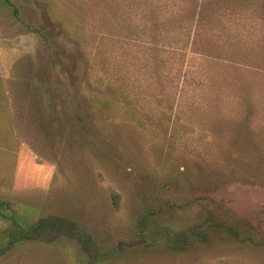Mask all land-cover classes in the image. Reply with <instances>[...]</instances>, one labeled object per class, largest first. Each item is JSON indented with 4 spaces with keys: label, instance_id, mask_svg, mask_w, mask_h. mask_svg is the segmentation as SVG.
Returning a JSON list of instances; mask_svg holds the SVG:
<instances>
[{
    "label": "rangeland",
    "instance_id": "obj_1",
    "mask_svg": "<svg viewBox=\"0 0 264 264\" xmlns=\"http://www.w3.org/2000/svg\"><path fill=\"white\" fill-rule=\"evenodd\" d=\"M220 1L0 0L24 51L0 85V197L24 227L71 224L0 264H264V0ZM144 212L212 233L167 254L138 244Z\"/></svg>",
    "mask_w": 264,
    "mask_h": 264
},
{
    "label": "trees",
    "instance_id": "obj_2",
    "mask_svg": "<svg viewBox=\"0 0 264 264\" xmlns=\"http://www.w3.org/2000/svg\"><path fill=\"white\" fill-rule=\"evenodd\" d=\"M9 4L8 0H2ZM212 0H194V3L199 7L200 10L207 11L210 7L217 3L211 2ZM229 0H221L226 4ZM219 3V2H218ZM50 11L53 12V4L48 3ZM179 11V10H177ZM53 14V13H52ZM14 15L17 13L14 11ZM68 22L73 23V19L64 20L65 25ZM73 34V33H71ZM77 36L76 34H73ZM78 37V36H77ZM203 46L205 49L211 51L212 41L204 40ZM1 85V82H0ZM92 103H96L100 106V109L104 114H110V105L106 102H99L95 99H91ZM253 104L251 101H246L244 105L245 115L242 118L243 127L249 128V117L250 113L253 111ZM111 204L115 207L117 211L119 209L120 197L114 192H111L110 195ZM20 209L17 205H14L13 202L0 197V218L4 220H9L12 223V227L9 230H4L0 232V258H3L10 254L12 250L20 246V244L27 243L30 241H37L42 236L43 232L53 229H69L70 221L66 219H55L53 223H49L45 219H40L29 227H24L20 224L16 217L19 215ZM150 212H144L140 219L137 222L136 234L138 235L137 242L138 244H144L146 246H154L157 242L162 241L163 247L167 254H180L185 252L189 248L193 247L196 243L200 242L203 237H210L212 233V227L206 225L205 223H197L189 226H179L173 227L172 224L167 223L162 218L159 217L153 218V222L150 219ZM160 220V221H159ZM65 224H63V223ZM52 224V226H50ZM50 227V228H48ZM225 230L224 228H220ZM214 230V229H213ZM227 232L238 241H252L251 237H248V233L243 235V229L241 225H236L227 229ZM73 234V231L70 232ZM89 264H99L98 262H91Z\"/></svg>",
    "mask_w": 264,
    "mask_h": 264
},
{
    "label": "crops",
    "instance_id": "obj_3",
    "mask_svg": "<svg viewBox=\"0 0 264 264\" xmlns=\"http://www.w3.org/2000/svg\"><path fill=\"white\" fill-rule=\"evenodd\" d=\"M7 18V14L0 11V82L5 85L10 81L12 67L16 65L24 52L21 48L22 41L20 40L21 34L17 30L18 26L16 25L17 27L13 26L11 28L9 25H6ZM14 20H18L17 15H14ZM10 36L14 37L15 44L10 40L12 39L9 38Z\"/></svg>",
    "mask_w": 264,
    "mask_h": 264
}]
</instances>
